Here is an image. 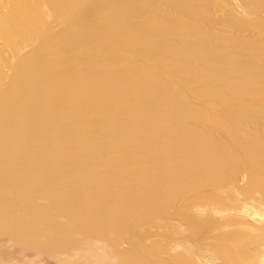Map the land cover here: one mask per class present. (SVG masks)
Here are the masks:
<instances>
[{
    "label": "bare ground",
    "instance_id": "obj_1",
    "mask_svg": "<svg viewBox=\"0 0 264 264\" xmlns=\"http://www.w3.org/2000/svg\"><path fill=\"white\" fill-rule=\"evenodd\" d=\"M0 238L264 264V0H0Z\"/></svg>",
    "mask_w": 264,
    "mask_h": 264
},
{
    "label": "rangeland",
    "instance_id": "obj_2",
    "mask_svg": "<svg viewBox=\"0 0 264 264\" xmlns=\"http://www.w3.org/2000/svg\"><path fill=\"white\" fill-rule=\"evenodd\" d=\"M243 183L245 180L242 181ZM2 241V242H1ZM0 245L2 247L0 248V260H4L2 264H60L59 258H55L54 256H50L47 254H38L35 250H23L22 247L12 240H5L4 238H0ZM98 245V246H96ZM93 250L90 252V255H84L82 258H80V252L76 250V254L74 251V254L77 256V261L79 260L81 264H116L113 262L112 258L110 259L108 255L104 252L103 249H100L101 244H95L92 245ZM104 252H102V251ZM83 252V251H82ZM5 254V255H4ZM6 256V258H4ZM66 258V256H62V258ZM61 258V259H62ZM64 258V259H65ZM6 259V260H5ZM60 259V260H61ZM79 261L77 263H79ZM1 264V263H0ZM64 264V263H63ZM66 264V263H65Z\"/></svg>",
    "mask_w": 264,
    "mask_h": 264
}]
</instances>
